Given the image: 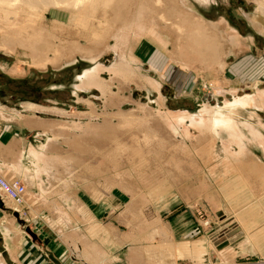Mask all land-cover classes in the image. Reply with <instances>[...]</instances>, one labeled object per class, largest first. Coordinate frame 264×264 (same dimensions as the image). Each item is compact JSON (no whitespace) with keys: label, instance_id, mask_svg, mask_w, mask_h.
Wrapping results in <instances>:
<instances>
[{"label":"rangeland","instance_id":"374dc122","mask_svg":"<svg viewBox=\"0 0 264 264\" xmlns=\"http://www.w3.org/2000/svg\"><path fill=\"white\" fill-rule=\"evenodd\" d=\"M17 1L0 3L11 10L7 23L0 9V178L21 181L26 194L18 204L0 191V264H23L33 249L46 264H86L67 238L108 264H264V184L243 175L264 172V0H157L168 20L157 40L130 37L124 62L113 34L131 21L133 0H73L31 16ZM30 22L94 53L49 52L38 64L27 45L1 44L8 27ZM114 63L133 73L118 78ZM98 65L105 92L80 82ZM244 96L253 98L229 109ZM204 107L222 109L241 135L204 136ZM129 113L160 140L146 147L142 130L114 128ZM96 124L104 136L72 128ZM41 151L65 163L47 169Z\"/></svg>","mask_w":264,"mask_h":264},{"label":"bare ground","instance_id":"6f19581e","mask_svg":"<svg viewBox=\"0 0 264 264\" xmlns=\"http://www.w3.org/2000/svg\"><path fill=\"white\" fill-rule=\"evenodd\" d=\"M16 1L17 0H0V3L1 4L2 3L8 4V7L9 6L12 7V5H14V3L18 2V1L17 2ZM72 1L73 0H19V3L21 2L22 5L27 6L28 8L32 9L33 12L31 11V12L27 13V15L31 16L34 13L37 14L40 11V9H42V8L44 9V8H48V7H52V6L62 7V5H65L66 7H70L72 4ZM132 2L131 3L133 4V6H132L133 8H130L128 10L126 9L127 10L125 12L126 16H124V19H123L125 21V19H127V17H130L131 21H129L127 24H122V28L120 30H118L115 34H113L115 43H114V46L112 47V50H114L116 53L118 51L120 52L122 62L130 61V59L126 58L127 55L125 53L126 50L127 51L130 50V47H129L130 37L137 38V41H138L142 35H145L150 40H153V39L157 40V37L159 36V29L161 27L160 24L162 23V22H160V20H164V21L168 20L165 17V14L163 12L164 7L159 5L157 3L158 2L157 0H133ZM160 3H161V1H160ZM116 5H113L114 7L112 6L113 7L112 9H114V11L117 7ZM174 5L175 4H173V6ZM0 7H1V5H0ZM175 7H177V6H175ZM1 8H4V7H1ZM19 9H21V8H19ZM5 10H2V11H5ZM12 10H15V9H12ZM10 11L11 10H6L3 13L4 19L6 18L5 20L7 23L10 22V17H9ZM94 11H95V9H94ZM127 12H129V13H127ZM174 12H175V10H174ZM172 13H173V11H172ZM175 14H173L172 16L174 17ZM121 15H124V12H121ZM11 18H13V17H11ZM121 18H123V16ZM151 18H155V21L157 20L155 22V24L159 28H156L155 25L149 26V22H150ZM191 18H193V17H190V19ZM192 20H193V22H190L191 26H193L195 24V26L198 28L197 30L202 29V32H203V29L206 26V24L204 23L205 21L204 22L200 21L198 18H196V19L194 18ZM28 21L29 20H27V22ZM124 21H123V23H124ZM13 26L14 25L8 27L7 30L5 31V33L3 34L4 36H2L3 39L1 41V44H5L6 42H8V43L11 42V43H15V44L16 43H23V45L24 44L27 45L29 47V49H31L30 52L32 53L31 58L33 60V63L39 64V62L45 61L48 57L49 52L53 53L57 59L62 57V55H64L65 53L70 52V51L72 52L75 50L79 51L81 53H86V54L90 53V55H92L94 53L93 52L94 50L93 51L92 50H86L85 48H82L78 43L72 42V43H66V45H65V44H63V42H59V41L56 42L55 33L53 34L52 31H48L43 26H39L37 23H34V22L33 23L30 22V24L28 25V26H30L31 30H29V33L26 35H23V32H22L23 29H27L26 26L25 27H23L24 25L23 26L16 25L17 27H15V26L13 27ZM205 29H204V31H205ZM131 34H132V36H131ZM196 35H198V34H196ZM142 40H145V39H142ZM142 40H140L139 42H141ZM148 44H150V43H148ZM18 45H20V44H18ZM143 48L144 49L141 51H144V53L146 55L145 57H148V58L152 57L153 51L150 49V47L145 46ZM145 50H147L148 53H146ZM92 70L93 71L89 70V71L84 73L83 78L80 79V82H82L81 85H84V86L85 85H87V86L88 85H95V86L99 87L100 90L105 92L107 90V86L104 85L103 81L99 78L100 77L99 72L101 70H103V67L98 65L95 68H93ZM109 70H111L115 74V76H117L118 78L120 77L122 79H126V77L128 75L130 76L133 73V71L131 69L128 71L123 70L122 64H117V63H114L113 65H111ZM252 98H253L252 96H244L243 98H238V99L234 100L233 103L229 104L228 107L231 110L233 108H235L237 105H239L240 107H244V104L249 103L252 100ZM38 107H39L38 105H35L33 108L36 110ZM204 111L207 114L211 115L210 117H208L209 129L207 127L206 128L207 130L201 131V133L204 134V136L208 135L210 132L214 131V129H216V128L219 129L221 134L232 135V136L236 135V131H237L238 126L235 124V122H233L232 117L231 118L228 117L222 109H216L215 111H211L208 108L204 107ZM142 121H144L142 118L137 117L136 115L134 116L133 114L129 113L126 116L124 115L123 118L117 124V127H114V128L121 129L123 127H127L124 129H129V127L132 126L136 130H142V133H143L142 138L138 137V144L141 143V144H143V146L148 147L151 143L158 142L160 140V136L155 131V129L149 128L148 124H146V123L144 124V122H142ZM61 125L62 124H60V123L58 124V126H60V127H61ZM102 126L103 125H97V124L93 125L95 130L93 129L92 126H88V125H84V126L72 125V128L87 130V132H93L94 134H96V136H104V133H106V128H103ZM200 127H201V124L199 123L198 128H200ZM63 133H64V130L61 134H63ZM253 133L255 134V132H253ZM240 135L241 134H238V135H236V137H239ZM240 139H241V137L239 138V140ZM69 143H68V145H69ZM122 150H124V147L118 145L115 152L121 153ZM42 159H44V156L42 157ZM64 159H66V158H64V157L59 158L58 157L56 160L57 164L61 163V161H63ZM237 159H238V157L233 158L234 161H236ZM45 160L48 161V157ZM44 164H45V162H44ZM48 164L49 163L46 162V165H48ZM232 165H234V164H232ZM83 170H85L86 173H89V174L102 172V169H100V168L94 169L92 167H86ZM243 175L246 177H252L256 181H258V182L261 181L264 184V172H261V171L255 170V169H251V170H244ZM82 177L84 178V176H82ZM0 191L5 195V193L1 189H0ZM8 199H10V198H8ZM20 203H18V204H20ZM181 247H182L181 248L182 253L184 255L189 254V248L190 247L188 246L187 243H184Z\"/></svg>","mask_w":264,"mask_h":264},{"label":"crops","instance_id":"0c3cea01","mask_svg":"<svg viewBox=\"0 0 264 264\" xmlns=\"http://www.w3.org/2000/svg\"><path fill=\"white\" fill-rule=\"evenodd\" d=\"M40 154L42 155V151H41ZM42 156H44V155H42ZM45 156H46V158L48 157V161L45 160L46 159L45 157H44V159H42V161H43V163L45 162L44 166L47 167V169L48 168H54L56 171H58L59 170L58 167L65 163L64 160H63V161H61V163L57 164L56 160H57L58 157L57 158H50L46 154H45ZM46 162L49 163V164L46 165ZM60 179H62V177H60ZM24 181H25V183H27L26 180H24ZM59 183H61V182H59ZM58 190L62 191V189H58ZM32 192H35V191H31V193ZM49 192L50 191H48L46 193H49ZM55 192L59 193L58 191H55ZM25 194H26V192H25ZM57 196H59V195H57ZM63 206H64V202H63ZM40 208L46 209L50 213L53 211V210L52 211L49 210L47 207H40ZM82 208L84 209L85 215L89 214L90 216H92V213H90V210H89L88 207L86 208V207L82 206ZM38 209H37L35 214H37ZM61 209H63L62 205H61ZM74 212L77 213L76 210H74ZM54 213H56L55 216L58 215L57 211H54ZM30 214H32V213H30ZM67 240H68V243L71 244L72 249L78 253L79 256L75 252V254L78 256V258L80 259L81 262L86 263V264H105L106 263L105 259L104 260L102 259V254L100 253V251L98 249H95L94 247H91L89 245L86 246V244L84 246H81V245L79 246V244L75 240H72V239H69V238H67ZM10 243L11 242H9V240L7 239L5 244H6L8 249H10V247H12ZM17 247H18V245H17ZM13 251H15V248L12 249V253H13ZM32 251H33V256L32 255L22 256V257H20V259L17 260V263L22 262L23 264H26V263L27 264L28 263L46 264V260H44V257H45L44 255H41L40 253L37 254L35 249H33ZM12 253H10L11 256H13ZM106 264H108V263H106Z\"/></svg>","mask_w":264,"mask_h":264},{"label":"built area","instance_id":"2783aa9c","mask_svg":"<svg viewBox=\"0 0 264 264\" xmlns=\"http://www.w3.org/2000/svg\"><path fill=\"white\" fill-rule=\"evenodd\" d=\"M0 189L16 203H20L25 191L24 184L19 180H6L0 178Z\"/></svg>","mask_w":264,"mask_h":264}]
</instances>
